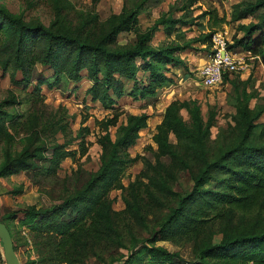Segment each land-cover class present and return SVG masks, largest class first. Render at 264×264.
Returning <instances> with one entry per match:
<instances>
[{"label": "trees", "instance_id": "16d2710c", "mask_svg": "<svg viewBox=\"0 0 264 264\" xmlns=\"http://www.w3.org/2000/svg\"><path fill=\"white\" fill-rule=\"evenodd\" d=\"M46 1L52 13L48 25L37 18L27 20L0 3L1 71L26 91L36 80L37 65L51 70L49 78L32 85L28 98H21L33 101V107L42 102L43 85L51 89L86 79L90 86L85 95L110 114L96 121V171L74 188L63 185L57 203L25 205L0 215L15 252L28 247L35 259L27 264H86L90 259L101 264H264V96L263 104L250 107L251 75L242 80L223 73L222 83L232 88L227 102L234 114L214 140L213 107L204 116L197 100H172L151 137L155 147H146L154 163L141 158L143 169L127 185L124 175L140 159L129 149L150 116L126 113L118 103L124 96L136 101L155 98L174 83L169 68L185 66L180 53L193 50L195 43L210 49L213 34L224 24H237L227 49L242 50L264 64V0L233 4L228 21L211 6L194 7L199 0H175L145 29L139 15L153 0H122L121 11L104 20L96 12L100 0H91L84 9L69 0ZM191 9L200 12L192 17ZM175 13L181 15L175 18ZM200 18H206L208 31L187 39L183 29L201 26ZM243 20L250 22L240 23ZM160 28L173 39L154 47ZM121 33H132L134 39L120 44ZM21 104L12 92L0 100V179L21 172L32 179H54L63 160L85 156L88 127H80L74 137L80 140L78 147L69 149L73 138L63 144L54 140L58 133L69 134L63 116L56 119L35 109L20 112ZM183 176L186 191L178 190ZM113 191L120 192L119 211L113 207ZM20 192L13 189L10 194ZM159 242L190 246L191 259Z\"/></svg>", "mask_w": 264, "mask_h": 264}, {"label": "rangeland", "instance_id": "374dc122", "mask_svg": "<svg viewBox=\"0 0 264 264\" xmlns=\"http://www.w3.org/2000/svg\"><path fill=\"white\" fill-rule=\"evenodd\" d=\"M69 1L73 3L75 7L83 9L90 7L92 4L91 0ZM239 1L242 0H199L194 7L201 6L202 10H204L207 6H211L218 11L219 17L224 16L228 21L230 19L231 6ZM0 3L4 4L5 7L13 13L24 14L27 20L37 18L43 24L48 25L52 19V13L46 0H0ZM174 3L175 0L151 1L146 9L139 15V25L141 28L145 29L152 25L160 14L162 12H167L169 6ZM122 5V0H100L96 5V12L99 14L100 18L104 20L111 14H118L122 9ZM180 5L181 2L177 4V6ZM189 12L190 16L195 17L200 11L191 9ZM180 15L181 13H175L174 16L176 18ZM198 21L201 23V26H193L190 30L183 29V31H188L186 32L187 39L197 37L200 31H208L206 27V18H200ZM242 22L243 24H247L250 20H243ZM236 26V23L224 24L218 28L216 33H220L231 43V38L235 33ZM238 35L241 36V33ZM133 39L134 35L132 33H121L118 37V42L124 44L131 42ZM170 39H173V36L171 38H166L163 30L160 28L155 33L152 44L154 47H157L162 43L168 42ZM192 47L193 50H186L180 53L181 58L185 62V66L176 67L174 69L169 68L168 75L172 76L174 83L169 87L163 88L165 91L160 95L161 100H153L150 98L136 101L129 97L127 98V96L119 100L121 108H123L126 113L135 115L146 113L150 115L147 128L140 132L136 145L129 149V153L132 157L139 156L140 159L126 171L123 178L124 185H127V183L143 169L141 158L148 159L154 163V158L151 152L146 150V147L149 145L153 148L155 147L151 137L155 132V126L159 120H161L162 111L165 107L164 104L174 99H195L201 104L204 116L210 109L209 107H213L216 111V124L211 129L212 140L215 139L220 128L226 127V123L229 121V115L234 114V109L227 102L232 94V88L229 84H223L221 81L215 88L212 87L213 91H210V88H205L200 83L199 69L208 61L211 48L206 50L204 46L197 43L193 44ZM231 54H233L235 58H241L242 63L238 65L239 68L234 74H230V77L239 75L240 79L245 80L251 75L248 91L254 94V98L250 101V107H254L257 102L263 104L261 97L264 96V64H261V62L256 59L250 58L247 53V56L244 55L239 49H234L231 51ZM51 74V70L37 65L34 74L36 80H34L32 85L37 82V79L49 78ZM140 75L141 74H139V76ZM32 85L24 91L22 87L13 85L10 82L9 75L3 73L0 69V100L7 97L9 92H12L23 101V104L18 106L20 112L35 109L34 111L39 114L56 117V119L63 116V121L67 122L69 134L65 137L62 133H58L54 137V140L58 144H63L73 138L72 144L67 146L69 149H77V143L80 140H74V137L80 127H88L89 132L84 137V144L87 147V152L83 157H79L77 154L76 160L70 158L63 160L57 170V176L54 179H32L25 172L13 175L7 179H0V215L6 212L20 210L21 206L25 205L46 207L57 203V197L63 185L66 184L71 188L76 187L85 180L87 173L96 171L99 165L100 148L96 139L100 131L96 126V121L106 118L109 116L110 112L102 108L99 103L91 102L89 97L85 95L88 88L87 80L84 79V81L77 84L69 83L67 86L59 85L51 89L47 88V85H43L40 93L42 102L37 103L35 107L32 106L33 101L28 102L23 100L28 98L32 91ZM212 94H214L213 99L212 97H208V95ZM164 100L166 103H163ZM208 101H210V103ZM181 114L184 119H187L185 111H182ZM84 118L85 122L82 124ZM260 122H264V114ZM170 141L175 143L173 136L170 137ZM13 189H20L21 192L16 195H11L10 191ZM178 190H188L185 176L182 177ZM46 192L49 193L52 198L46 196ZM110 196L114 198V209L116 211L123 209L120 192L113 191ZM17 216L18 219L21 218V214ZM15 224L19 226L17 221ZM20 229L23 234H26L27 230L24 226ZM157 245L163 246L171 252L178 250L185 260L188 261L191 259V248L188 245L183 248L174 246L169 242H159ZM16 254L20 264H27L28 261L35 259L34 253L31 252L28 247H20ZM0 264H5L4 260H0ZM86 264L101 263L97 262L95 259H90Z\"/></svg>", "mask_w": 264, "mask_h": 264}, {"label": "built area", "instance_id": "2783aa9c", "mask_svg": "<svg viewBox=\"0 0 264 264\" xmlns=\"http://www.w3.org/2000/svg\"><path fill=\"white\" fill-rule=\"evenodd\" d=\"M208 61L199 69L200 83L205 88H212L222 81L223 73H234L242 59L233 57L227 49L229 41L220 33L213 34ZM224 53V54H223Z\"/></svg>", "mask_w": 264, "mask_h": 264}, {"label": "water", "instance_id": "95a60500", "mask_svg": "<svg viewBox=\"0 0 264 264\" xmlns=\"http://www.w3.org/2000/svg\"><path fill=\"white\" fill-rule=\"evenodd\" d=\"M0 244L2 248V259L5 264H20L14 250V244L10 232L2 222H0Z\"/></svg>", "mask_w": 264, "mask_h": 264}, {"label": "crops", "instance_id": "0c3cea01", "mask_svg": "<svg viewBox=\"0 0 264 264\" xmlns=\"http://www.w3.org/2000/svg\"><path fill=\"white\" fill-rule=\"evenodd\" d=\"M240 23H243L242 21L240 22ZM241 52L242 53H244L242 50H241ZM244 55H246L247 56V54L246 53H244ZM172 69H174V68H172ZM172 77V76H171ZM86 80V79H85ZM82 81H84V79H82ZM88 82V87L90 86V82L89 81H87ZM216 86H214L213 88H215ZM213 88H210V91H213ZM165 91V89H161L159 92H158V94H157V96L155 97V98H152L153 100H155V99H160L161 100V98H160V95L162 94V92H164ZM159 95V96H158ZM213 95L214 94H212V95H208V97L209 98H211L212 97V99H213ZM128 98V97H127ZM131 99V98H130ZM209 100H211V99H209ZM171 102V101H170ZM170 102H168V103H166V101L164 100L163 101V103H166V104H164L165 105V107L170 103ZM209 103H210V101H208ZM118 103H119V101H118ZM120 105V104H119ZM165 107H164V109H165ZM164 109H163V111H162V115H163V113H164ZM150 116V115H149ZM150 119V118H149ZM161 119H162V116H161ZM149 121V120H148ZM161 120H159V122H160ZM158 122V123H159ZM157 123V124H158Z\"/></svg>", "mask_w": 264, "mask_h": 264}]
</instances>
